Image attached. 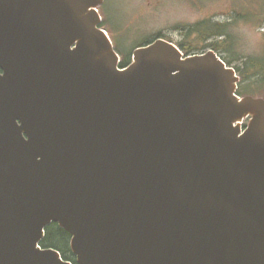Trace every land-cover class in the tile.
<instances>
[{"label": "water", "instance_id": "obj_1", "mask_svg": "<svg viewBox=\"0 0 264 264\" xmlns=\"http://www.w3.org/2000/svg\"><path fill=\"white\" fill-rule=\"evenodd\" d=\"M102 3L0 0V264H70L53 223L77 264H264V96L164 40L120 69Z\"/></svg>", "mask_w": 264, "mask_h": 264}, {"label": "rangeland", "instance_id": "obj_2", "mask_svg": "<svg viewBox=\"0 0 264 264\" xmlns=\"http://www.w3.org/2000/svg\"><path fill=\"white\" fill-rule=\"evenodd\" d=\"M100 14L111 40L123 52H130L125 53L128 56L133 47L158 35L177 44H190L196 53L208 52V45L226 41L227 36L211 35L204 42V36L188 34L206 21L231 25L230 43L213 48L232 61L233 68H242L244 59L264 52V0H104Z\"/></svg>", "mask_w": 264, "mask_h": 264}, {"label": "trees", "instance_id": "obj_3", "mask_svg": "<svg viewBox=\"0 0 264 264\" xmlns=\"http://www.w3.org/2000/svg\"><path fill=\"white\" fill-rule=\"evenodd\" d=\"M200 26H197L195 28H191L188 32L190 34L191 32H194L195 34H199L200 38L201 35L204 36L203 41H207L208 36H205L203 32L200 30ZM227 28L226 24H215L213 25V32L216 33L215 36L222 37L225 33V30ZM213 33V34H214ZM188 36V35H187ZM188 39V38H187ZM148 43V42H147ZM228 43H230L229 39L227 38L226 41H222L220 43L214 44V45H208V47H218L219 44L221 46H225ZM146 44V43H145ZM192 45H188L186 43L179 44V47L187 54H193L196 51H193L194 48L191 49ZM216 51V48H213ZM130 62V55L127 56L122 62V66L128 65ZM227 62L230 64H233L232 61L227 60ZM237 71L240 73L242 79H243V87L240 91V94L243 95H251L254 92H252L253 88H257L259 90L263 89L264 91V52L261 54V56H254V57H248L244 59L243 61V67L238 68ZM70 240L71 237L68 233H66L64 230H62L58 225L52 224L46 229V235L41 243V247L43 249H55L59 251L63 257L64 260L69 261L73 264L76 263V258L73 255L71 248H70Z\"/></svg>", "mask_w": 264, "mask_h": 264}]
</instances>
